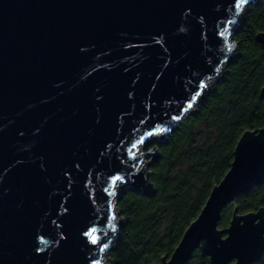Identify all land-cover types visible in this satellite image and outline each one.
<instances>
[{"label":"water","instance_id":"obj_1","mask_svg":"<svg viewBox=\"0 0 264 264\" xmlns=\"http://www.w3.org/2000/svg\"><path fill=\"white\" fill-rule=\"evenodd\" d=\"M229 3L0 0V264H44L49 251L52 264H86L87 255L103 264L109 249L100 253L89 246L92 250L88 251L79 235L92 209L80 197L82 184L78 183L73 189L75 197L70 198L71 215L66 217L68 243L54 248L50 242L45 253L33 252L34 233L44 223V213L60 200L53 192L65 187L62 170L73 162L81 163L87 174L75 175L96 196L93 211L99 210L97 218L104 215L109 202L116 209L119 193L105 198L102 191L104 187L113 191L107 177L114 169L129 177L123 187L151 193L149 170L138 166L147 155L151 156L149 165L157 156L156 148L144 153L134 149L137 167L131 171L120 161L153 125L170 131L181 121L187 111L180 103L184 101L186 107L199 80L208 85L223 74L232 56L229 36L239 23V15ZM189 8L191 13L185 18L183 13ZM225 17L234 24L227 25ZM224 28L228 31L221 41L215 33ZM256 41L264 49V32L257 34ZM156 75L160 81L155 80ZM129 92L133 93L131 100ZM97 96L103 99L97 100ZM260 97H264V83ZM177 114L181 118L172 120ZM142 118L148 122L140 124ZM167 132L159 134V140ZM115 136H123V147L112 140ZM107 141L113 144L112 149H104ZM103 150L105 156L101 157ZM263 177L264 127L241 135L229 169L211 189L171 255L160 264H186L198 248L209 264H231L235 257L240 264L256 262L264 252V209L242 215L234 212L224 229L230 234L227 242L219 239L223 233L215 228L219 229L225 206L257 186ZM122 221L117 217L113 222L117 230ZM101 227L108 232L104 239L111 241L110 248L117 231L112 232L106 223Z\"/></svg>","mask_w":264,"mask_h":264},{"label":"trees","instance_id":"obj_2","mask_svg":"<svg viewBox=\"0 0 264 264\" xmlns=\"http://www.w3.org/2000/svg\"><path fill=\"white\" fill-rule=\"evenodd\" d=\"M260 32H264V0H253L242 9L231 35L236 52L224 73L162 140L144 145L145 152L154 148L157 152L149 164L153 191L120 188L116 209L123 221L107 252L111 264H160L169 257L229 169L241 135L264 127V97H260L264 49L256 41ZM260 207H264V177L225 206L218 228L227 227L234 212L242 215ZM186 264H209V259L198 248Z\"/></svg>","mask_w":264,"mask_h":264},{"label":"snow or ice","instance_id":"obj_3","mask_svg":"<svg viewBox=\"0 0 264 264\" xmlns=\"http://www.w3.org/2000/svg\"><path fill=\"white\" fill-rule=\"evenodd\" d=\"M248 3V0H230V5L233 6L234 10L236 11L237 15L241 14V11L243 8L246 7ZM191 13V8H189L187 11L183 13V16L185 18L189 17V14ZM225 20L227 22V25L232 26L234 24V21L231 19H228L225 17ZM221 27H224L223 22L221 23ZM181 32L185 31L183 28L180 29ZM228 31V28H224V31H218L215 34L218 35L221 39V41L225 40V32ZM198 35H199V40L201 36V29H197ZM159 35L156 36H160ZM166 36V34L164 33ZM165 44H167V40L165 39L164 41ZM232 46L228 45L229 51H231ZM83 51V49H81ZM169 57L171 56V53L168 54ZM163 67L167 68L168 66ZM219 71V69H217ZM161 77L157 76L155 77L156 81H160ZM207 79H211V77H208ZM157 87V85L155 86ZM207 88V83L205 80H199L196 84V86L192 89L191 95L187 98V104L185 107L184 101H181L180 103V108L183 109L184 111H188L193 108L194 104L200 99V97L203 95V91ZM99 91V89H97ZM132 92L128 93V98L131 100L133 99ZM97 100H102V96H97ZM151 106H149L150 108ZM99 111V109H97ZM148 119H151L150 112L146 113ZM168 113H164V116H167ZM181 117L179 114L171 116L172 120H179ZM99 123V119L96 121ZM148 122L147 119L142 118L139 123L140 124H146ZM39 131V129H38ZM168 129L159 127L156 125H153L151 128L147 129L145 134H143L139 139L135 141V143H132L131 148L127 149V155L126 157L120 161V164L122 166H126L128 171H131L132 169H135L137 167V159L138 157L136 156L135 152L133 151L136 149L139 145L144 144L145 139L148 137H152L155 135H159L162 133L167 132ZM21 136L24 135L23 132L20 133ZM115 141L117 145H121V141L123 140V136L120 137H114L112 139ZM243 141L240 143V146L242 145ZM112 149L113 144L109 143V141L105 142L104 149ZM99 155L101 157L105 156V152L100 151ZM41 161H43V157L39 158ZM17 163H21V161L17 160ZM93 166V165H92ZM40 167L42 170H45V165L43 162H41ZM5 173V170H4ZM87 174L85 172L84 168L82 167L80 162H73V164L69 167H66L65 169L62 170V176L65 178V187L63 189L57 188L54 192V196H59L60 200L59 202H53L48 211L44 213L43 221L44 223H41L40 227L37 228V230L34 233V245H33V252L36 255H40L45 253L46 249L48 246L51 244H54V248H60L61 243L67 244L69 241V234L67 233V228H66V217L71 215V204H70V198L75 197V192H74V186L78 184H82L81 191L79 193L80 197L83 198L89 205L90 209H92L91 213L92 215L89 216V218L84 222L79 230V235L80 237L84 240V243L86 246H88V251H91L92 248L89 246H92L93 248H97L100 253H105L106 250L109 249V246L111 244V241H105V237H107L108 232L104 230L101 225L107 224V228L110 229L112 232L117 231L116 224L113 223L117 219V215L114 212V209L112 208L111 203L109 202L107 207L104 209V215L102 217L97 218V213L98 209L96 211H93V205L96 202V196L92 194L89 190V187L85 184L83 179L77 178V175L75 174ZM6 174V173H5ZM81 176V175H80ZM79 176V177H80ZM3 176L0 175V180H2ZM129 177L127 175H121L120 174V169H114L112 172L108 173L107 177V183L112 189L116 188L117 183L124 184L128 182ZM103 193L105 194V198L111 197L116 195V192L110 191L109 187H104L103 188ZM68 205V206H66ZM261 223L260 219L255 220V224L259 225ZM47 225V227H46ZM245 226V223H244ZM240 226V227H244ZM215 231L217 233H223L219 237V239L223 242H227L230 240V234H225L224 229H216ZM39 245H43L45 247H40ZM51 256L52 252H48V258L45 259L44 264H52L51 262ZM210 259L212 260V256H210ZM86 264H101V260L94 257V256H89L87 255L85 257ZM231 264H240L239 258L235 257L230 260Z\"/></svg>","mask_w":264,"mask_h":264},{"label":"rangeland","instance_id":"obj_4","mask_svg":"<svg viewBox=\"0 0 264 264\" xmlns=\"http://www.w3.org/2000/svg\"><path fill=\"white\" fill-rule=\"evenodd\" d=\"M237 19H238V21H240V15L237 17ZM237 26H238V25H237ZM237 26H236V27H237ZM228 42L233 44V46H232V48H231V55H234L235 52H236V48H235V43H233V41H232V39H231V36H229V40H228ZM224 70H225V68L223 69L222 73H224ZM215 82H216V80H213V81H210V82L208 83L207 86H210L209 89H211V87L215 84ZM196 105H197V103H195L194 106H193V108L190 109V110H188L187 112L192 111V110L195 108ZM185 115H186V114H185ZM136 151H137L138 153H144L141 145L137 147V150H136ZM142 162H143V164L145 163V157H143ZM120 186H121V184H120V183H117L115 189H116V190H119ZM225 228H226V227H225ZM225 228H222V229H225ZM219 229H221V228H219ZM103 264H110V260L108 259V254H107V252H106L105 255L103 256Z\"/></svg>","mask_w":264,"mask_h":264},{"label":"built area","instance_id":"obj_5","mask_svg":"<svg viewBox=\"0 0 264 264\" xmlns=\"http://www.w3.org/2000/svg\"><path fill=\"white\" fill-rule=\"evenodd\" d=\"M159 135H155V136H152V137H148L145 141H144V144H142L141 146H142V149H143V152H145V150H144V145L148 142V141H150L151 139H155V138H158L159 139ZM140 146V145H139ZM135 150H137V148L135 149ZM136 153H138L137 151H136ZM151 158V156L150 155H147V156H145V163L143 164V162H142V160H141V162H140V164H139V166H138V169H141V168H144L145 169V167L149 170V165H147L146 166V163L148 162V160ZM153 160V159H152ZM151 160V161H152ZM150 161V162H151ZM150 162H149V164H150ZM150 173V172H149ZM122 187V184H121V186H120V188ZM120 188H119V190H116V189H113L115 192H116V194H118V193H120ZM116 214H117V217H119L118 216V211H117V209H115V211H114ZM108 252V251H107ZM109 259V258H108ZM110 264H111V261H110Z\"/></svg>","mask_w":264,"mask_h":264},{"label":"flooded vegetation","instance_id":"obj_6","mask_svg":"<svg viewBox=\"0 0 264 264\" xmlns=\"http://www.w3.org/2000/svg\"><path fill=\"white\" fill-rule=\"evenodd\" d=\"M260 209H264V207H260L258 210H260ZM263 257H264V252L261 254V257L254 263L263 264L264 263V258Z\"/></svg>","mask_w":264,"mask_h":264},{"label":"bare ground","instance_id":"obj_7","mask_svg":"<svg viewBox=\"0 0 264 264\" xmlns=\"http://www.w3.org/2000/svg\"><path fill=\"white\" fill-rule=\"evenodd\" d=\"M103 262V261H102Z\"/></svg>","mask_w":264,"mask_h":264}]
</instances>
